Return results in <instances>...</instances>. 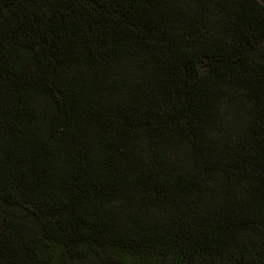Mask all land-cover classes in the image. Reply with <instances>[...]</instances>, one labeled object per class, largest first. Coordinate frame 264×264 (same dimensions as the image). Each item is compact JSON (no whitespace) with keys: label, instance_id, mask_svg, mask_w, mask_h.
I'll list each match as a JSON object with an SVG mask.
<instances>
[{"label":"trees","instance_id":"trees-1","mask_svg":"<svg viewBox=\"0 0 264 264\" xmlns=\"http://www.w3.org/2000/svg\"><path fill=\"white\" fill-rule=\"evenodd\" d=\"M0 264H264V0H0Z\"/></svg>","mask_w":264,"mask_h":264}]
</instances>
